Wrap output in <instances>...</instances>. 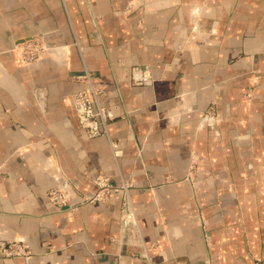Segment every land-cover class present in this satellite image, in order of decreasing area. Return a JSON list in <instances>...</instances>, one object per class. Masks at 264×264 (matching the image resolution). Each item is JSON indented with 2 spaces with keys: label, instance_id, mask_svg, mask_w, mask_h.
Returning a JSON list of instances; mask_svg holds the SVG:
<instances>
[{
  "label": "crops",
  "instance_id": "0c3cea01",
  "mask_svg": "<svg viewBox=\"0 0 264 264\" xmlns=\"http://www.w3.org/2000/svg\"><path fill=\"white\" fill-rule=\"evenodd\" d=\"M89 83L118 158L71 105ZM98 175L132 183L138 230L117 196L82 204ZM0 240L29 252L0 264H264V0H0Z\"/></svg>",
  "mask_w": 264,
  "mask_h": 264
},
{
  "label": "built area",
  "instance_id": "2783aa9c",
  "mask_svg": "<svg viewBox=\"0 0 264 264\" xmlns=\"http://www.w3.org/2000/svg\"><path fill=\"white\" fill-rule=\"evenodd\" d=\"M202 15L201 7H193L190 12V20L192 24V31L197 32L200 26V18ZM53 47L44 44L41 38H34L20 46L19 60L27 66L35 65L45 58H48ZM137 75L134 76V82L139 85L151 84L152 75L149 69L138 70ZM101 90L96 89L91 83L89 86L71 96V105L74 108L78 122L81 128L85 129L89 138H95L98 136H105L109 139V142L113 148V153L116 157L119 156L120 151L117 143L112 140L109 135L107 123L114 118L113 112L102 106L100 103ZM249 97V96H248ZM94 185L96 186V192L83 199L82 204H93L97 201H102L107 195L121 193L123 195V202L120 215V229L123 234L126 231L138 230V220L135 214L134 207L129 195L128 182H125L121 187L114 188L109 181V178H103L99 176L94 178ZM47 197L50 202L60 209L74 210L75 207L69 203L66 192L58 187L48 190ZM5 242H2V251L6 253L10 248L4 247ZM20 253H25L24 247H20ZM1 251V246H0Z\"/></svg>",
  "mask_w": 264,
  "mask_h": 264
},
{
  "label": "rangeland",
  "instance_id": "374dc122",
  "mask_svg": "<svg viewBox=\"0 0 264 264\" xmlns=\"http://www.w3.org/2000/svg\"><path fill=\"white\" fill-rule=\"evenodd\" d=\"M133 11V9L131 8V6H129V7H127L125 10H124V13L125 14H128L129 12H132ZM44 44H46L45 42H44ZM12 51H16V48H14ZM18 56H20V48H18ZM19 61V64L20 65H23V66H27L26 64H24L23 62H21L20 60H18ZM135 83V82H134ZM90 84V83H89ZM136 84V83H135ZM137 85H139V84H137ZM71 101V100H70ZM213 106H211V108H209V110L205 113V116L206 117H208V116H210V117H212V115H214V109L212 108ZM118 145V144H117ZM110 149H111V151H112V153H113V148H112V146H111V144H110ZM118 150H119V148H118ZM113 155H114V153H113ZM114 157L115 158H118V157H116L115 155H114ZM99 176H102L103 178H109V181H110V184L114 187V188H118V187H121V185H123L125 182H128L129 184H130V188H129V192H130V189L132 188V183L131 182H129L128 180H126V179H121V181L118 183V184H114L112 181H111V179H110V177L109 176H107V175H98V176H96L95 178H97V177H99ZM189 178H191V172H190V174H189ZM94 180V179H93ZM48 193V192H47ZM111 195H114V196H117L118 198H120V200H121V206H122V202H123V195L121 194V193H115V194H111ZM108 196H110V195H107L105 198H104V200L108 197ZM103 201V200H102ZM97 202H101V201H97ZM96 202V203H97ZM120 208H122V207H120ZM136 214V213H135ZM121 215V214H120ZM137 217V216H136ZM2 242H5L4 244H5V246L4 247H6L7 246V248H10L9 249V251L8 252H6V253H3V251H2ZM0 246H1V251H0V258H26L27 256H29V252H28V250H27V247L25 246V244H23L22 242H20V241H18V240H8V241H4V240H0ZM24 247V249H25V253L23 254V253H20V247Z\"/></svg>",
  "mask_w": 264,
  "mask_h": 264
}]
</instances>
